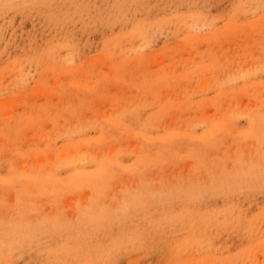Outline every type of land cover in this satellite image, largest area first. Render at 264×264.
Segmentation results:
<instances>
[{"label": "rangeland", "instance_id": "rangeland-1", "mask_svg": "<svg viewBox=\"0 0 264 264\" xmlns=\"http://www.w3.org/2000/svg\"><path fill=\"white\" fill-rule=\"evenodd\" d=\"M0 1V264H264V0Z\"/></svg>", "mask_w": 264, "mask_h": 264}, {"label": "bare ground", "instance_id": "bare-ground-1", "mask_svg": "<svg viewBox=\"0 0 264 264\" xmlns=\"http://www.w3.org/2000/svg\"><path fill=\"white\" fill-rule=\"evenodd\" d=\"M0 2H1V1H0ZM32 3H33V2H32ZM64 8H65V7H64ZM67 8H68V7H67ZM4 11H5V10H4ZM4 11H3V12H4ZM65 11H66V10H65ZM77 11H78V10H77ZM92 14H93V13H92ZM117 14H118V13H117ZM65 17H66V16H65ZM201 19H202V18H201ZM127 22H128V21H127ZM231 23H232V22H231ZM159 24H160V23H159ZM154 33H155V32H154ZM119 43H120V42H119ZM110 45H111V44H110ZM121 54H122V53H121ZM106 57H107V56H106ZM140 58H141V57H139V60H140ZM128 61H129V60H128ZM179 64H180V63H179ZM138 65H139V64H138ZM220 65H221V64H220ZM153 66H154V65H153ZM222 67H223V66H222ZM174 68H175V67H174ZM180 68H181V67H180ZM115 69H116V68H115ZM219 69H221V68H219ZM149 71H150V70H149ZM167 72H168V71H167ZM175 73H176V71H175ZM181 73H182V72H181ZM191 73H192V72H191ZM193 73H194V72H193ZM115 74H116V73H115ZM115 74H114V75H115ZM119 74H120V73H119ZM121 74H122V73H121ZM166 74H167V73H166ZM186 74H187V73H186ZM186 74H185V75H186ZM196 74H197V73H196ZM199 74H200V73H199ZM117 75H118V74H117ZM162 75H164V74H162ZM165 76H166V75H165ZM101 77H102V76H101ZM115 77L117 78L118 76L115 75ZM124 77H125V76H124ZM193 77H194V76H193ZM196 77H197V75H196ZM196 77H195V78H196ZM202 77H203V76H202ZM85 78H86V77H85ZM116 78H115V79H116ZM159 78H161V80L163 79L162 76H161V77L158 76V79H159ZM164 78H165V77H164ZM190 78H192V77H190ZM246 78H247V77H246ZM248 78H249V77H248ZM99 79H100V78H99ZM117 79H118V78H117ZM144 79H145V81H146V80L148 81V80H150L151 78H150V79H148V78H144ZM153 79H154V78H153ZM158 79H157V81H158ZM181 79H182V78H181ZM188 79H189V78H188ZM196 79H197V78H196ZM201 79H202V78H201ZM103 80H104V79H103ZM154 80L156 81V78H155ZM154 80L151 79V80H150V83H154V84H155L154 86H157V85L159 86V83L156 81V82H157V84H156V82H154ZM177 80H178V78H177ZM183 80H184V79H183ZM185 80H186V79H185ZM191 80H192V79H191ZM112 81H113V80H112ZM147 81H146V82H147ZM159 81H160V79H159ZM165 81H167V80H165ZM197 81H198V79H197ZM104 82H105V81H104ZM161 82H163V81H161ZM166 83H167V82H166ZM166 83H164V84H166ZM139 84H140V83H139ZM139 84H137V85L140 86ZM142 84H143V83H142ZM142 84H141V85H142ZM135 85H136V84H135ZM145 85H146L147 87L152 86V85H149V81H148V85H147V83H146ZM143 86H144V84H143ZM154 86H152L153 88H152V87H151V88L154 89ZM173 86H174V85H173ZM176 86H177V85H176ZM243 87H244V86H243ZM51 88H52V87H51ZM151 88H150L149 90H151ZM158 88H159V87H158ZM158 88H157V90H158ZM179 89H180V88H179ZM84 90H85V89H84ZM142 90H143V89H142ZM155 90H156V89H154V91H155ZM157 90H156V91H157ZM175 90H176V88H175ZM196 90H197V89H196ZM137 91H138V90H137ZM145 91H147V90H145ZM154 91H151V93L154 92ZM142 92H143V91H142ZM149 92H150V91H149ZM157 92H158V91H157ZM181 95H182V94H181ZM216 95H217V94H216ZM154 96H156V95H154ZM216 98H217V97H216ZM201 99H202V98H201ZM197 100H198V99H197ZM178 101H179V100H178ZM182 101H183V100H182ZM149 102H150V101H149ZM189 102H190V101H189ZM191 102H192V101H191ZM41 104H42V103H41ZM162 104H163V103H162ZM189 104H190V103H189ZM9 105H10V104H9ZM170 105H171V104H170ZM210 106H211V105H210ZM172 108H173V107H172ZM175 109H176V108H175ZM124 110H125V109H124ZM168 110H169V109H168ZM165 112H166V111H165ZM166 113H168V111H167ZM179 113H180V110H179ZM6 114H7V113H6ZM225 114H226V113H225ZM229 114H230V113H229ZM106 115H107V114H106ZM106 115H105V116H106ZM145 115H146V114H145ZM137 116H138V115H137ZM204 116H205V115H204ZM98 117H100V115H99ZM214 117H215V116H214ZM214 117H213V118H214ZM216 117H217V115H216ZM248 117H249V116H248ZM101 118H102V117H101ZM145 118H146V117H145ZM209 118H210V117H209ZM120 120H121V119H120ZM209 120H211V119H209ZM117 121H118V120H117ZM207 121H208V120H207ZM212 121H213V120H212ZM114 123H115V122H114ZM198 123H199V122H198ZM198 123H197V125H198ZM70 124H71V123H70ZM115 124H116V123H115ZM217 124H218V123H217ZM116 125H117V124H116ZM119 126H121V128L123 127V125H118V127H119ZM212 126H213V125H212ZM31 127H32V126H31ZM172 127H173V126H172ZM220 127H221V126H219V128H218L219 130H221V129L223 128V127H221V129H220ZM211 128H212V127H211ZM209 129H210V127H209ZM209 129H208V130H209ZM213 129H214V128H213ZM213 129H211V130L213 131ZM208 130H207V131H208ZM211 130H210V131H211ZM222 130L225 131V129H222ZM222 130H221V131H222ZM172 131H173V130H172ZM210 131H209V132H210ZM177 132H178V131H177ZM216 132H217V131H216ZM244 132H245V131H244ZM170 133H172V132H170ZM249 133H250V132H249ZM50 134H51V133H50ZM133 134H134V133H133ZM173 134L175 135L176 133H173ZM173 134H171L170 137H173V136H172ZM211 134H213V133L211 132ZM211 134H209V135H211ZM241 134H242V133H241ZM135 135H136V134H135ZM209 135H208V137H210ZM174 137H175V136H174ZM176 137H177V136H176ZM179 137H180V136H179ZM194 137H195V136L193 135V138H194ZM144 138H145V136H144ZM146 138H147V137H146ZM189 138H191V137H189ZM204 138H205V137H204ZM44 139H45V138H44ZM48 139H49V138H48ZM56 139H57V138H56ZM148 139H149V138H148ZM205 139H207V138H205ZM45 141H46V140H45ZM48 141H49V140H48ZM161 141H162V140H161ZM197 141H198V139H197ZM43 142H44V141H43ZM54 144H55V143H54ZM83 144H84V143H83ZM102 146H103V145H102ZM207 146H208V145H207ZM75 147H76V146H75ZM9 148H10V147H9ZM46 148H48V147H46ZM210 148H211V147H210ZM7 149H8V148H7ZM208 149H209V148H208ZM259 152H260V151H259ZM41 153H43V152H40V155H41ZM114 153H115V152H114ZM135 153H136V152H135ZM55 154H56V153H55ZM71 154H73V153H71ZM106 154H107V152H106ZM241 155H243V154H241ZM38 156H39V155H38ZM111 156H112V155H111ZM118 156H119V155H118ZM59 157H60V156H59ZM41 158H42V157H41ZM61 158H64V157H60V160H61ZM68 158H69V156H68ZM68 158H67V159H68ZM83 158H84V157H83ZM250 158H251V157H250ZM263 158H264V157H263ZM54 159H55V158H54ZM139 159H140V158H139ZM261 159H262V158H261ZM39 160H40V159H39ZM84 160H86V159H84ZM108 160H109V159H108ZM42 161H43V160H42ZM42 161H40V162H42ZM76 161H77V160H76ZM76 161H75V163H76ZM40 162H39V163H40ZM47 162H48V161H47ZM39 163H38V164H39ZM80 163H81V162H80ZM82 163H83V162H82ZM112 163H113V162H112ZM250 163H251V161H250ZM256 163H257V162H256ZM38 164H37V166H38ZM40 164H41V163H40ZM40 164H39V167H40ZM65 164H66V163H65ZM83 164H84V163H83ZM103 164H104V163H103ZM115 164H116V163H115ZM205 164H206V163H205ZM232 164H233V163H232ZM48 165H49V164H48ZM48 165L46 164L45 166H48ZM73 165H74V164H73ZM206 165H207V164H206ZM228 165H229V163H228ZM259 165H260V164H259ZM24 166H25V165H24ZM118 166H119V165H118ZM153 166H154V165H153ZM219 166H220V165H219ZM219 166H218V167H219ZM223 166H224V165H223ZM244 166H245V165H244ZM57 167H58V166H57ZM65 167H66V166H65ZM95 167H96V166H95ZM199 167H200V166H199ZM58 168H59V167H58ZM98 168H99V166H98ZM122 168H123V167H122ZM124 168H125V167H124ZM200 168H201V167H200ZM245 168H246V170H247V167H245ZM221 169H222V168H221ZM223 169H224V167H223ZM223 169H222V170H223ZM23 170L26 171L27 169L25 168V169H23ZM34 170H35V169H34ZM104 170H106V168L103 169V168L100 166V168L98 169V171H96L95 175H94V173H93L94 176H91V174H90V176H87V174H84V175H82V176H85V178H83V179H87V178H88L87 180H88V181L90 180V183L94 184V182H95L96 180H98V179L104 177L103 175L106 173V171H104ZM201 170H202V169H200V171H201ZM227 170H228V169H227ZM248 170H249V167H248ZM262 170H263V169H262ZM35 171H36V170H35ZM204 171H205V170H204ZM218 171H220V170H218ZM259 171H260V170H259ZM207 172H208V171H207ZM129 173H130V172H129ZM249 173H250V171H249ZM81 174H82V173H80V177H82ZM200 174H201V173H200ZM88 175H89V174H88ZM238 175H239V174H238ZM251 175H252V174H251ZM106 176H107V175H106ZM210 176H211V175H210ZM223 176H224V175H223ZM245 176H246V175H245ZM38 177H39V176H38ZM42 177H43V176H42ZM72 177H73V176H72ZM86 177H87V178H86ZM77 178H78V177H77ZM189 178H190V177H189ZM237 178H238V177H237ZM46 179H48V178H46ZM49 179H50V178H49ZM69 179H71V178H69ZM215 179H216V178H215ZM244 179L246 180V178H244ZM58 180H59V179H58ZM206 180H207V179H206ZM247 180H248V179H247ZM80 181H81V180H80ZM213 181H214V180H213ZM239 181H240V180H239ZM243 181H244V180H243ZM243 181H242V182H243ZM253 181H254V180H253ZM33 182H34V180H33ZM75 182H76V181H75ZM98 182H100V181H98ZM195 182H196V181H195ZM207 182H208V181H207ZM211 182H212V180H211ZM232 182H233V181H232ZM250 182H251V181H250ZM88 183H89V182H88ZM88 183H87V184H88ZM95 183H96L95 185H97V182H95ZM193 183H194V181H193ZM246 183H247V182H246ZM33 184H34V183H33ZM33 184H32V185H33ZM37 184L39 185V183H37ZM85 184H86V183H85ZM85 184H84V185H85ZM99 184H100V183H98V185H99ZM215 184H217V182H216ZM44 185H45V188H47V187H46L47 185H46V184H44ZM44 185H42V186L39 185V186H40V187H43ZM98 185H97V186H98ZM203 185H204V184H203ZM71 186H73V185H71ZM217 187H218V186H217ZM34 188H35V187H34ZM208 188H209V187H208ZM227 188H228V187H227ZM237 188H238V187H237ZM248 188H249V187H248ZM248 188H247V189H248ZM26 189H27V188H26ZM35 189H36V188H35ZM37 189H38V188H37ZM41 189H43V188H41ZM41 189L39 188V190H41ZM119 189H120V188H119ZM45 190H47V189H45ZM41 191H42V190H41ZM122 192H123V191H122ZM51 193H53V192H51ZM117 193H118V192H117ZM123 193H124V192H123ZM108 195H109V194H108ZM209 197H210V196H209ZM81 198H82V197H81ZM81 198H80V199H81ZM83 198H84V197H83ZM85 198H86V197H85ZM85 198H84V199H85ZM95 198H96V197H95ZM167 198H168V197H167ZM84 199L82 200V202L84 201ZM71 201H72V200H71ZM87 202H88V201H84V203H85L84 205H86ZM105 202H106V201H105ZM80 206H81V205H80ZM90 209H91V208H90ZM146 210H147V209H146ZM72 213H73V212H72ZM40 215H41V214H40ZM71 215H72V214H71ZM120 215H121V214H120ZM73 216H74V213H73ZM43 217H44V216H43ZM124 220H125V219H124ZM39 228H40V227H39ZM46 231H47V230H46ZM29 232H30V231H29ZM180 245H181V244H180ZM15 247H16V246H15ZM260 250H261V249H260Z\"/></svg>", "mask_w": 264, "mask_h": 264}]
</instances>
